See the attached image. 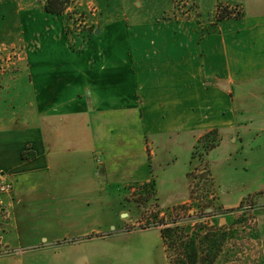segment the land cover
Masks as SVG:
<instances>
[{
  "label": "crops",
  "instance_id": "0c3cea01",
  "mask_svg": "<svg viewBox=\"0 0 264 264\" xmlns=\"http://www.w3.org/2000/svg\"><path fill=\"white\" fill-rule=\"evenodd\" d=\"M196 1L197 17L159 0L123 1L80 49L63 14L29 9L15 23L24 55L17 72H0V175L12 182L0 264L94 242L97 204L128 201L126 188L153 185L158 206L187 202L193 145L212 129L219 204L264 190V0ZM219 3L241 17L209 22ZM0 27V46H11L10 10H0ZM257 227L264 259V215ZM154 229L155 254L144 246L117 263L168 264L159 228L143 230Z\"/></svg>",
  "mask_w": 264,
  "mask_h": 264
},
{
  "label": "rangeland",
  "instance_id": "374dc122",
  "mask_svg": "<svg viewBox=\"0 0 264 264\" xmlns=\"http://www.w3.org/2000/svg\"><path fill=\"white\" fill-rule=\"evenodd\" d=\"M123 1L127 2L128 6L131 5V0H69L62 13V27L67 34L70 47L73 49L85 47L89 37L96 35L95 29L101 26L104 11H107V8L120 7ZM46 2L47 0H0V10L11 11V46H0V72L11 69L12 75L19 70L20 64L18 63L24 55V47L23 43L17 39L15 23L25 16L32 15L34 11L29 9H41ZM159 4L179 7L178 11L182 16H184L183 13H188L190 10L193 12V14L191 13L192 17L199 16V12L196 10L198 7L196 0H159ZM133 7H137L136 4ZM23 9L26 11V15L21 12ZM215 11L216 13H214ZM215 11L213 13L207 11L206 17L211 23L217 19V10ZM230 12L233 13L230 18H237L241 14L238 5L231 6ZM165 17L163 16V18ZM95 19L96 23L93 21ZM34 20L39 28L47 26L46 21L35 18ZM209 28V26L204 27L200 31L201 34L209 31ZM19 85H22L21 82L14 81L11 77V87ZM196 165H199L197 158L193 160L190 167ZM205 172H201V175H205ZM216 172L218 179L222 180L221 171L216 170ZM194 180V183L198 182V178ZM132 187H136V184ZM196 188L192 201L189 199L183 203L185 206L182 207L181 204L174 207L158 206L155 196L151 195L153 192L151 186L144 189L139 186L132 190L126 188L124 193H127L128 201L122 200L120 204L107 203L102 206L97 204L95 215L90 219L93 222L92 226L96 228L89 235L90 239H94V242L74 244L75 246L63 248L54 254H35L34 251H27L25 263L121 264L117 263L120 261L119 257L125 253L132 254L136 249L144 246L153 249L155 254L157 249L162 246L159 231L157 229L143 230L139 224L147 221L151 227H154V222L158 223L163 220L168 223L164 226L172 227L174 233L182 231L185 235L170 247L171 257L180 251L179 243L182 239L186 241L188 237H200L209 232L213 239L212 242L201 245L203 252L207 249L211 251V258L214 261L212 260L208 264H264L257 227L259 220L264 215V190L245 195L236 207L230 208L221 205V208L215 200L214 193L202 189L201 181ZM9 193L0 195V235L6 231L5 226L8 225L7 221L11 217L9 206L2 203V199ZM144 197L147 199L144 200ZM206 204H211V206L205 207ZM221 219L223 220L220 221ZM23 228L16 222L13 232L18 235ZM221 229L224 232H220ZM81 239L84 238H74V243ZM17 250L18 248L11 251ZM132 260L134 259H129V262Z\"/></svg>",
  "mask_w": 264,
  "mask_h": 264
},
{
  "label": "trees",
  "instance_id": "16d2710c",
  "mask_svg": "<svg viewBox=\"0 0 264 264\" xmlns=\"http://www.w3.org/2000/svg\"><path fill=\"white\" fill-rule=\"evenodd\" d=\"M69 0H47L45 5L43 6V11L54 14V15H60L64 12V10L67 7ZM231 7L229 5H217V20H223L230 18L233 13L230 12ZM242 13L238 16L240 17ZM221 141V134L217 129H212L207 132H205L203 135H201L196 143L193 145L192 153H191V163H193V160L197 158L199 160V165L191 167V170L188 172V177L190 178V190L191 195L190 199L192 201V198L194 194L196 193L195 188L197 187L199 181H201L202 189H205L207 192L214 193L215 200L218 202V196L216 193V184L214 180V176L212 174L211 168L209 166L207 155L209 151L217 146L219 142ZM201 167V169H200ZM205 172V175H201V172ZM199 172V173H198ZM196 174V176H195ZM198 178V182L194 183V179ZM148 185L142 186L144 189ZM151 186V189L153 192L151 195L154 194V188L153 185ZM197 189V188H196ZM213 195V197H214ZM147 197H144V200H146ZM195 199V197H194ZM210 202V201H209ZM218 205L221 207V205L218 202ZM177 206V205H174ZM172 206V207H174ZM185 206V204H181V207ZM205 207H210L211 204L204 205ZM219 207V209H220ZM222 208V207H221ZM154 222V221H152ZM154 227L159 228L161 237L163 239V243L166 247L167 255L169 257V263L168 264H207L211 261V251L205 250L203 252L201 245H207L212 242L211 235L209 232H206L203 236H196V237H188L186 241H182L179 243L181 249L176 253V255L171 257L170 253V247L176 244V240H179L181 237L185 236L183 235V232L174 231L172 230V227L170 226H164L168 223L162 221H158V223L154 222ZM139 227L141 229L150 228L151 226L146 221V223L139 224ZM153 227V226H152ZM178 228V227H177ZM220 232H224V230L221 229ZM212 233V232H211ZM180 236V237H179ZM188 236V235H187ZM214 261V260H213Z\"/></svg>",
  "mask_w": 264,
  "mask_h": 264
},
{
  "label": "built area",
  "instance_id": "2783aa9c",
  "mask_svg": "<svg viewBox=\"0 0 264 264\" xmlns=\"http://www.w3.org/2000/svg\"><path fill=\"white\" fill-rule=\"evenodd\" d=\"M12 182L5 176L0 175V195L11 191Z\"/></svg>",
  "mask_w": 264,
  "mask_h": 264
}]
</instances>
